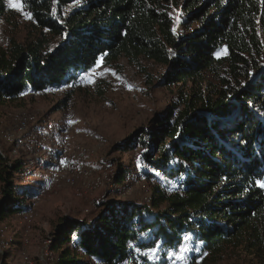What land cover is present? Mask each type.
<instances>
[{
  "label": "trees",
  "instance_id": "obj_1",
  "mask_svg": "<svg viewBox=\"0 0 264 264\" xmlns=\"http://www.w3.org/2000/svg\"><path fill=\"white\" fill-rule=\"evenodd\" d=\"M23 4L16 11L0 0V108L63 94L62 108L100 59L109 66L124 58L148 84L176 90L150 126L114 145L149 148L142 159L161 171L145 173L149 194L106 199L88 222L61 218L49 264H171L173 254L194 264L240 254L264 263V188L255 183L264 180V0ZM173 9L182 17L178 29ZM141 60L163 71L148 73ZM14 145L0 147V219L31 196L25 189L18 197L15 173L29 167L12 155ZM114 180L122 184L121 174Z\"/></svg>",
  "mask_w": 264,
  "mask_h": 264
},
{
  "label": "rangeland",
  "instance_id": "obj_2",
  "mask_svg": "<svg viewBox=\"0 0 264 264\" xmlns=\"http://www.w3.org/2000/svg\"><path fill=\"white\" fill-rule=\"evenodd\" d=\"M13 3L17 4L19 1L13 0ZM8 7L16 10L9 5ZM170 14L174 27L178 29L181 15L176 9ZM23 18L20 16V20ZM5 29V35L13 30L11 26ZM15 33L22 37L24 31L21 25L17 26ZM99 61V67L96 64L92 71L81 76V85L76 87L69 102L67 105L63 104L62 108H57V105L63 94L30 97L22 104L0 108V147L2 144L7 147L9 143L3 137L10 135L15 144L12 155L23 156V159H28V163L30 160L34 162L33 166H28L27 173L24 172L26 176L20 177L19 173H15L18 197H21L25 189L31 192V196L22 203V209L4 213L0 219V240L7 241V245L0 248V264H11L21 255H27V264H49L56 257L57 252L52 251L53 232L61 218H78L88 222L106 199H145L150 188L147 179L135 183L123 177L122 184L115 185L114 178L123 174L122 169L130 177L141 166L146 167L149 172L160 174L143 165L141 153L147 152L148 147L144 148L141 143H137L133 148L122 150L114 148V145L133 131L150 126L148 122L153 115L163 113L173 104L176 90L148 84L140 69L124 58L109 66L101 59ZM140 66L153 75L163 71L162 67L151 61L141 60ZM24 113L33 115L34 120L27 123L25 131L20 132L17 131L15 117ZM74 128L86 130L90 136H75L72 131ZM32 132L38 133V138L31 145L25 138ZM43 133H48V136L43 137ZM58 143H62L68 150L78 144L88 148L89 154L83 167L88 175H74L73 185H69L64 179L54 182L45 175V168L50 166L49 163H54L49 160L52 157L47 149L54 151ZM116 167L119 172L115 171ZM40 190L42 197L38 194ZM19 212L22 214L19 215ZM187 237V245H191L190 236ZM173 255L176 260H181L178 257L183 256ZM184 258L189 259L186 256ZM170 263L178 264V261L172 263L171 260ZM215 264L264 263L240 254Z\"/></svg>",
  "mask_w": 264,
  "mask_h": 264
},
{
  "label": "bare ground",
  "instance_id": "obj_3",
  "mask_svg": "<svg viewBox=\"0 0 264 264\" xmlns=\"http://www.w3.org/2000/svg\"><path fill=\"white\" fill-rule=\"evenodd\" d=\"M3 39L4 38L2 36V32H1V28H0V42L1 43L4 41ZM15 119L17 121V124H16L17 131L21 132V131L26 130L25 128L28 127L27 123L34 120V116L31 114L29 115V113L28 114L24 113V114H21V115L15 117ZM67 119L70 120V117H67ZM72 131H73V134L75 136H81L84 138H88L90 136L89 132H85L86 130L82 131L79 128H74ZM42 136L43 137L48 136V133H43ZM3 138L9 144H11L13 142V139L10 135H4ZM37 138H38V133L32 132L30 135H27L25 139L27 140L28 143H30L32 145V144L36 143ZM56 146H57V149H55L54 151L47 149V150H49L50 157H52V158H49V160L54 161V163H49L50 166L45 168V175L47 176V178L53 180L54 182L59 181L61 179H64L66 181V183H68L69 185H73L74 184V178H73L74 175H77V176H87L88 175V171L83 169L85 162H86V159H87V156L89 154L88 148L86 146H84L83 144H78L70 150L64 148L62 143H58V144H56ZM61 151H63V152H61ZM30 152L32 153L31 149H30ZM142 161L144 162L143 165H147L149 168H153L154 171H158L161 173L160 170L152 167L150 162H148L146 160H142ZM101 163H102V161H101ZM33 164H34L33 160L32 161L30 160L28 163V166L29 165L33 166ZM31 166H29V167H31ZM100 168H102V167H100ZM24 171L22 173H20V176H26V175H24ZM70 171L72 172V174ZM115 171L119 172V169L116 167ZM147 172H149L147 170V168L144 166H141L136 170V173H134L131 177L128 176L127 172L123 173L121 176H122V178L125 177L129 182L137 183L141 179H146L145 173H147ZM173 185H174V187H173L174 190L178 189L179 185H178L177 181L173 182ZM42 189L43 188H41V190ZM41 190L39 191V193L38 192L37 193L40 194V196L42 197L43 195L41 193ZM24 210H26V209H24ZM26 212H27V210H26ZM18 214L20 215V214H22V212H19ZM0 232H2L1 229H0ZM1 236H3V235H1ZM183 239H184V237H183ZM183 241L186 242V241H188V239L187 240L184 239ZM6 245H7V241L5 239H1L0 240V248L4 247ZM196 253H197V251L194 252V254H196ZM155 254L156 253H154V251H152V250H147L145 252V255L151 261L156 260ZM175 258H176L175 255H172V257H171L172 263L178 261V264H194V263H192L191 258L185 259L184 256H182L181 260L180 259L176 260ZM27 263H28L27 255H21L17 261L11 262V264H27Z\"/></svg>",
  "mask_w": 264,
  "mask_h": 264
},
{
  "label": "snow or ice",
  "instance_id": "obj_4",
  "mask_svg": "<svg viewBox=\"0 0 264 264\" xmlns=\"http://www.w3.org/2000/svg\"><path fill=\"white\" fill-rule=\"evenodd\" d=\"M8 3H9L10 7L16 8V10H18V11H22L24 8L23 0H20V3H17V4H14L13 0H8ZM53 3H56V0H53ZM55 14H56L55 9H53L52 15L55 16ZM24 15L26 18L31 19V13L30 12H24ZM99 65H100V61H97V67H99ZM129 87H131V86H129ZM255 183H256V186H258L260 188H264V180L257 179ZM184 239L187 240L188 237L185 236ZM183 250L186 251L187 249L185 248ZM178 258H182V257H178Z\"/></svg>",
  "mask_w": 264,
  "mask_h": 264
},
{
  "label": "built area",
  "instance_id": "obj_5",
  "mask_svg": "<svg viewBox=\"0 0 264 264\" xmlns=\"http://www.w3.org/2000/svg\"><path fill=\"white\" fill-rule=\"evenodd\" d=\"M61 152H63V151H61Z\"/></svg>",
  "mask_w": 264,
  "mask_h": 264
}]
</instances>
